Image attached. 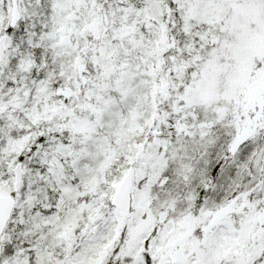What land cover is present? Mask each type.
I'll return each instance as SVG.
<instances>
[{
	"label": "snow or ice",
	"instance_id": "1",
	"mask_svg": "<svg viewBox=\"0 0 264 264\" xmlns=\"http://www.w3.org/2000/svg\"><path fill=\"white\" fill-rule=\"evenodd\" d=\"M0 264H264V0H0Z\"/></svg>",
	"mask_w": 264,
	"mask_h": 264
}]
</instances>
